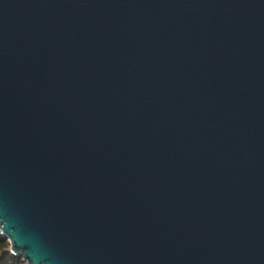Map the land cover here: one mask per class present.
<instances>
[{
  "label": "water",
  "instance_id": "95a60500",
  "mask_svg": "<svg viewBox=\"0 0 264 264\" xmlns=\"http://www.w3.org/2000/svg\"><path fill=\"white\" fill-rule=\"evenodd\" d=\"M0 239L264 264V0H0Z\"/></svg>",
  "mask_w": 264,
  "mask_h": 264
},
{
  "label": "trees",
  "instance_id": "16d2710c",
  "mask_svg": "<svg viewBox=\"0 0 264 264\" xmlns=\"http://www.w3.org/2000/svg\"><path fill=\"white\" fill-rule=\"evenodd\" d=\"M0 264H26L20 256L14 255L9 250V243L0 239Z\"/></svg>",
  "mask_w": 264,
  "mask_h": 264
},
{
  "label": "built area",
  "instance_id": "2783aa9c",
  "mask_svg": "<svg viewBox=\"0 0 264 264\" xmlns=\"http://www.w3.org/2000/svg\"><path fill=\"white\" fill-rule=\"evenodd\" d=\"M8 242V241H7ZM9 243V242H8ZM9 247H10V245H9Z\"/></svg>",
  "mask_w": 264,
  "mask_h": 264
}]
</instances>
